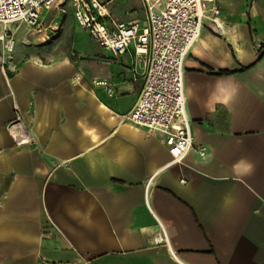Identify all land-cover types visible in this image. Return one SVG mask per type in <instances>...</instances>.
Instances as JSON below:
<instances>
[{
  "label": "crops",
  "instance_id": "1",
  "mask_svg": "<svg viewBox=\"0 0 264 264\" xmlns=\"http://www.w3.org/2000/svg\"><path fill=\"white\" fill-rule=\"evenodd\" d=\"M100 1L144 23L141 0ZM68 3L59 36L54 9L47 35L12 24L0 63V264H264V0H217L221 35L205 21L185 62L194 144L179 161L126 116L144 61L100 46Z\"/></svg>",
  "mask_w": 264,
  "mask_h": 264
},
{
  "label": "built area",
  "instance_id": "2",
  "mask_svg": "<svg viewBox=\"0 0 264 264\" xmlns=\"http://www.w3.org/2000/svg\"><path fill=\"white\" fill-rule=\"evenodd\" d=\"M141 1L143 24L119 19L100 0H0V22L4 25L0 63H5V52L13 51L16 45L12 24L23 26L27 34L47 35L42 13L58 3L71 2L78 25L100 46L114 55L132 50L135 60L144 61L143 85L126 116L161 134L172 161H179L194 144L186 111L185 62L206 20L213 24V33H224L221 8L217 0ZM95 85L108 84L98 80ZM21 119L18 111L11 127Z\"/></svg>",
  "mask_w": 264,
  "mask_h": 264
},
{
  "label": "rangeland",
  "instance_id": "3",
  "mask_svg": "<svg viewBox=\"0 0 264 264\" xmlns=\"http://www.w3.org/2000/svg\"><path fill=\"white\" fill-rule=\"evenodd\" d=\"M121 3H124V0H119ZM51 9H54L52 10V13L51 11L49 13L46 14V25L47 27L52 25L51 27H48L49 30L51 29L52 30V34L54 33H58V36L61 34V31L63 30V27H64V23L66 22V19L67 18H70L71 16V12H72V7L70 5V3L68 2H62V3H59L58 5L56 6H52L50 9H47V10H51ZM46 10V11H47ZM55 12V13H54ZM52 28H56L55 30L57 31H53ZM23 29L21 28L20 31L18 32V34L20 35L22 33ZM29 35H27V37L23 38L24 40V44L27 45V46H33V47H37V46H42L37 40L36 37H28ZM105 67L103 65H97V64H92L91 65V68H90V71L91 73L93 72H96L97 70H99L97 73L98 74H103V69Z\"/></svg>",
  "mask_w": 264,
  "mask_h": 264
},
{
  "label": "trees",
  "instance_id": "4",
  "mask_svg": "<svg viewBox=\"0 0 264 264\" xmlns=\"http://www.w3.org/2000/svg\"><path fill=\"white\" fill-rule=\"evenodd\" d=\"M223 74H227L228 72H222Z\"/></svg>",
  "mask_w": 264,
  "mask_h": 264
}]
</instances>
